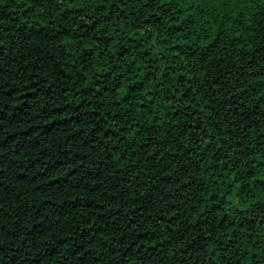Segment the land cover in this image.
Listing matches in <instances>:
<instances>
[{
    "label": "trees",
    "instance_id": "trees-1",
    "mask_svg": "<svg viewBox=\"0 0 264 264\" xmlns=\"http://www.w3.org/2000/svg\"><path fill=\"white\" fill-rule=\"evenodd\" d=\"M0 264H264V0H0Z\"/></svg>",
    "mask_w": 264,
    "mask_h": 264
}]
</instances>
